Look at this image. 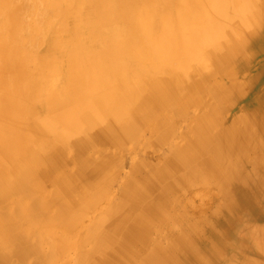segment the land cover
<instances>
[{
    "label": "rangeland",
    "instance_id": "rangeland-1",
    "mask_svg": "<svg viewBox=\"0 0 264 264\" xmlns=\"http://www.w3.org/2000/svg\"><path fill=\"white\" fill-rule=\"evenodd\" d=\"M42 1L40 3H43L47 11L45 16L48 25L46 28L37 25L39 29L36 27L34 31L32 30V34L28 30L27 41L22 46V54L24 53L27 56L26 59L31 61L28 63L30 71L27 75L38 79L36 80L38 85L45 81L47 83V79L55 70V63L52 65L43 62L42 57L39 56L40 52L46 51L53 43L54 33L57 30L69 31L72 26L69 24L71 18H67V25L61 23L63 13L51 7L45 0ZM187 1L190 2L189 5L185 4V8H179L182 11L181 14L177 11L165 10L169 15L165 13L157 15L154 25L156 31L160 28L161 32L167 34L165 37L171 43L181 38L179 34L182 38L186 37L188 32H192L188 29L195 28V34L201 37L199 44L185 55L169 56L170 60L164 63L166 64L165 72L149 70V72L136 71L128 72V74L133 75L131 85L140 89L143 85V77L151 79L157 73L156 75H161L158 78L160 79L168 72L176 70L178 75L180 74V77H177L180 81L174 82L175 84L171 83L170 86L174 87L179 84L180 91L187 92L185 87H191L194 81L199 80L200 77L196 76L199 73L202 77L199 82L201 88L197 89L195 94L202 105L192 103L186 113L182 114L177 109L179 105L170 102L162 109L166 115L163 125L159 124L163 120L155 121L147 124L145 130L139 133L138 138L122 139L120 131L126 123L115 121L113 114H123L127 117L129 114L127 109L119 110L120 106L115 103L112 111L107 110L112 113L110 115L103 109L99 111L95 106L96 100H90L88 96L91 93L89 90L101 96L100 84L112 85V87L122 85L127 89L123 84L125 78L123 79L119 72L114 70L116 69L115 63H111V70L114 72L111 74L113 77L110 83L102 81L96 85L92 81H83L80 84L76 82L72 84L75 90L67 86L66 128L58 124L59 120L48 119L46 107H40L38 114L32 120L44 125L45 131L41 130L43 134L47 136L49 133V136L58 138H55L52 145L47 147L41 146L39 141L30 139L23 151L32 150L37 158L29 167L26 179L28 184L19 193L18 197L21 201L16 195H11L7 203L0 200V214L3 216H10L12 207L25 204L36 207V210L40 208V218L30 221L23 220L22 226L17 227L22 233L18 239H13L8 243L9 249L5 248L6 244L2 245L0 242V264H148L147 262L150 263L149 260H151L148 258L157 257V254L151 257V251L157 249V246L161 251L167 249L170 257L173 254V257L180 256L185 261L189 259L187 257L188 248H184L187 244L185 241H190L192 238L196 246L197 244L198 247L200 246L199 256L194 257L196 264L198 262L208 264L213 260L212 264H264V240H260L262 239L260 235L264 237V220L243 221L246 213L250 214L251 208L256 214L260 213V209L264 208V201L263 206H260L253 198H248L249 200L232 215L231 224L223 222L217 224L222 235L218 236L216 233L218 238L216 234L215 237L211 235L212 238H210L211 225L218 221L219 210L217 209H223L227 205L226 194L229 191L227 190L226 193L217 181L209 180L205 183L201 173L195 175L192 172L194 166L205 162L206 160H203L210 157L208 155L213 146L203 142L205 145L201 144L203 148L201 151L197 150L195 154L191 153L189 146V143L193 142L190 140L192 137L190 130L196 127L197 116L206 114L209 109L212 112L216 107L217 113L209 116L210 112L203 117L222 121L219 127L215 123L210 127L216 144L225 141L230 125L236 126L234 128L241 131H238L240 138L245 139L242 143L247 147L249 154L244 155L239 152L235 156L232 154L231 161L240 169L239 173L245 171L248 173L247 170L250 169L253 170L254 177L257 176L260 181L261 176L264 178V167L261 172L257 168L264 162L260 159L258 160L260 165L254 164V158H260V152L255 153L252 147L259 143L256 139L253 140L250 134L251 131H258L260 143L264 148V123L261 122L264 119V111L260 112L255 109L258 102H263L264 107V0H202L203 2L195 0L198 2L197 7L191 0ZM36 2L38 1H34L33 4L35 5ZM161 2L164 5L171 3L170 0H161ZM74 4L75 9L82 6ZM19 7L17 3L8 5L0 0V37L5 41L3 45L5 49L0 53V58L13 54L12 34H10L13 32H10L11 25L8 20L11 18V13L17 12ZM220 7L224 13L219 11ZM51 8L54 11L51 12ZM185 9H189L191 14L189 15ZM202 20L208 21L205 22V29L195 25L196 22ZM169 24L172 28H169ZM33 25L36 24L33 23ZM39 30L45 35L43 33L40 34L43 36L38 35ZM174 30L178 31L177 34L168 36ZM33 33L37 35L34 36ZM143 34V31L139 30V35ZM156 35L157 32L153 41ZM82 37L71 39L69 42L71 47L82 49L84 42L81 41ZM35 38H37L36 41ZM42 38H44L43 41ZM36 42L38 44H35ZM243 42L249 46L244 48L247 44L244 45ZM245 57L249 62L243 64L242 60ZM139 64L141 63H135L133 66ZM140 66H142L141 69L147 68L144 64ZM91 70L94 71V69ZM149 74L151 77L147 76ZM137 77L139 79L136 81ZM234 78H237L238 83L244 85L245 88L239 94L231 88V83L236 81ZM148 84V88L157 94L155 89L158 85ZM147 86L142 88L146 87L145 92L139 94V98L142 97L141 94L147 92ZM44 88L49 87L44 86ZM166 93L171 94L172 91ZM117 94H122L120 96L122 98L125 97L121 92ZM139 101L138 99L137 102ZM255 101H258L257 105L252 106L251 102ZM124 106L129 107L125 104ZM72 107L83 108L74 115L70 111ZM114 107H118V111L116 108L114 110ZM241 118H247V120L242 121ZM247 121L248 125L245 124ZM31 128L34 129V126ZM89 129L93 131L87 132ZM157 130L163 133L164 139L161 141L155 140L158 137ZM193 131L195 132V128ZM85 139L91 141L88 146L81 145ZM228 149L232 150V148ZM171 158H173V163L168 166L167 161ZM154 160H157L156 167L163 171L162 181L157 182L144 198L132 197L128 193V186L131 183L137 184V179L145 184L143 178L147 179L148 175L153 173V171L149 172L151 167L147 165V162ZM102 165L105 168L104 171L101 168ZM190 175L198 179H191ZM233 178L236 177L233 176ZM251 186H253L251 189L255 191L260 189L258 180L255 185L251 184ZM165 193H168L167 199ZM153 198L166 199V207L161 209L159 207L151 218L141 221L147 231L140 228L143 231L140 233L142 234L140 240L129 238L126 227L131 224L134 227V220L144 217L140 215L143 207ZM126 199L129 200L128 206L124 205ZM246 229L247 234H245ZM252 229L255 231V236L252 235ZM240 233L243 235L239 236ZM248 234L253 237L246 238ZM249 245L252 246L253 251L248 249L251 248ZM213 257L216 258L213 259ZM200 258L202 261L204 259V263Z\"/></svg>",
    "mask_w": 264,
    "mask_h": 264
},
{
    "label": "bare ground",
    "instance_id": "bare-ground-1",
    "mask_svg": "<svg viewBox=\"0 0 264 264\" xmlns=\"http://www.w3.org/2000/svg\"><path fill=\"white\" fill-rule=\"evenodd\" d=\"M3 1L8 5L17 3V5H20V7L18 8L17 12L11 13V18H9L8 20L9 24L11 25L10 32H13L10 33L12 34L11 43L13 46V54L11 53L4 58H0V200L7 203L11 198V195H16V197H18L22 188H24L26 184H28L26 179L29 167L32 166L35 158H37L36 153L32 152V150H27L26 152L23 151V148L27 146V143L30 141V139L37 142L39 141V144H41V146L47 147L58 138L49 136V133L47 136L43 134L41 130L43 129L45 131L44 125L32 120L33 117L38 114L40 107H46V110L48 112L46 115L48 119H51L52 121L57 119L59 120V125L64 128L67 127V86L69 87V89H73L72 84L76 82H79L80 84L83 81H92V83L96 85L100 84L102 81H107L108 83H110V80L113 77L111 74L114 72V70L118 71L120 76H122L123 79L125 78L123 80V84L126 85L127 89L123 88L122 85H116L112 87V85L100 84V92H102L101 96L96 95L97 93L93 90H89L91 93L88 96L90 100H96L95 106L99 111L101 109L105 111H112L113 105L115 103L120 106H118L119 110L127 109L126 111L129 112L127 117L123 114H113L115 116V121L126 123L121 127L120 138L122 139L138 138L141 130H145V126L147 124L153 123L155 121L161 122L163 120L162 123H159L160 125H163L166 115L162 109L164 105H168L170 102L177 103L179 105L177 109L182 114L186 113L188 107L192 103H201V101L198 100L199 97L195 94L197 89L201 88L199 82L202 77L199 73L196 76H199L200 79H197L196 81H194V79L191 80V83L194 81L191 84V87H185L187 89V92H181L179 89V84L174 87L173 85L170 86L171 83L180 81L177 79V77H180V74L178 75V71L176 70L168 72V74L160 79L158 78L161 75H156L157 73H155L154 77H151L150 74L147 75L148 77H151V79L143 77V85L140 86V89H137L136 87L131 85L130 81L133 80V75L129 76L128 74V72L139 71L141 73V71L149 72V70L152 72H165L164 69L166 67V64L164 63H167L168 60H170L168 59L169 56H172L173 54L175 56H179V54L185 55L188 53V51H191L192 48H195V45L199 44V40H201V37L195 34V28H189L188 31L192 32H188V36L186 37L182 38V35L179 34L182 38L181 41H179L181 39L180 38L179 40L171 43L165 37L167 36V34H165V32H161L160 28L156 31V27L154 25V22L157 19V15H161L162 13L169 15V13L165 12V10H169L171 12L177 11L178 14L179 12L181 14L182 11L179 10V8H185V4L189 5L190 2L188 3L187 0H170L171 3L169 5H164L161 0H45L51 7L56 8L63 13L61 23L67 25V20L71 18L69 19V24L72 26L69 31L57 30V32L54 33L53 43L50 44L49 48L47 47L48 49L46 48V51L40 52L39 56L42 57L43 62L48 64L55 63V70L50 75L49 79H47V83L45 81L41 83V85L37 84L38 82L36 80L38 79H35L34 76L27 75V72L30 71V68L28 69V63H30L31 61L26 59L27 56L24 53L22 54V46L24 45V42L27 41L28 30H30L29 32H31L30 34H32L34 29L36 27L38 28V26H41V28H46V26L48 25L46 20L47 18L45 16L47 14V11H45L43 3H40L41 0H37L40 4L36 2V7L33 4L36 0ZM203 1L201 0V2ZM191 2H194V5L197 7L196 3H198L199 0L198 2H196L195 0H191ZM74 3L80 4L82 6L79 9H75ZM188 5L186 7H188ZM165 6L167 8H165ZM50 10L52 12L53 9L51 8ZM185 10L189 15L191 14L189 9ZM219 11L224 13L221 7ZM177 17L179 18V16ZM205 22L208 21H198V23L196 22L195 25L199 26L202 29H205ZM33 23H35L36 25H33ZM169 28H172V26L170 27V24ZM139 30L143 31L144 34L139 35ZM156 32L157 35L155 41H153ZM177 32V30H174V32L168 34V36L175 33L177 34ZM34 33V36L37 35ZM42 33L43 31H40L38 35ZM43 35L45 34L43 33ZM78 36H83L81 41H84L82 43L83 47L80 50L71 47L69 43L71 39L74 40ZM37 38H35V41L37 40ZM43 40L44 38H42V41ZM245 42H243L244 45L247 44ZM43 43L44 42H42V44ZM4 44L5 41L1 40L0 37V53H2L5 49V47L3 46ZM35 44L38 43L36 42ZM248 46L249 45L247 44L246 46H244V48H247ZM37 49H39V47ZM248 62L249 60L246 57L242 60L243 64ZM111 63H115L116 69L111 70ZM135 63L141 64L133 66V64ZM143 64L147 67L146 69H141L142 66L140 65ZM148 66L151 68H149ZM91 69H94V71H92ZM89 70L91 72H89ZM217 77L219 76L217 75ZM138 79L139 77L135 78L136 81ZM234 79L236 81L231 83V88H234L239 94L243 92L245 88L244 85L238 83L237 78ZM148 83L152 85H158V88L155 89L157 94L154 90H150L148 88ZM145 85L147 86V92L145 94H141L142 97L139 98V94L141 92H145L146 87L145 89H142ZM44 86H48L49 88L46 89L44 88ZM73 90H75V88ZM168 91H172V93L167 94L166 92ZM118 92L123 93L125 97H120L122 94H117ZM138 99L140 100L139 102H137ZM257 102L258 101L251 102L252 106L257 105ZM124 104L129 107H125ZM200 105H202V103ZM262 105L263 102H258V105L255 109L263 112L264 107ZM118 107H114V110L115 108L117 110ZM82 108L83 107H72L70 111H72L73 114L76 115V112L78 110H81ZM210 112L211 109H209V112H207L206 114H198L199 116H197V119L195 121L196 127H193V129L195 128V132L193 131V129L192 131L189 129L192 136L190 140L193 141L189 143V146L191 148L192 154H195L197 150L201 151V148H203L201 144L205 145L204 143H206L207 145L210 144L213 146V148L209 152L210 155H208L210 157L207 159L203 158V161H206L202 163L200 162L197 166H194L192 172H194L195 175H199L201 173L203 175L205 183L209 182V180H214L217 181L218 184L223 186L226 193L227 190L229 191L228 194H226L227 205L225 207L223 206V209H217L219 210L218 221L215 222L214 220L215 223L211 225V228L209 230L210 238H212L211 235L215 237L216 233L218 234V236L222 235L217 224L222 222L231 224V221L233 222L232 215L235 214V212H237L236 210L238 208H241V205H243L250 198H253L256 203H258L260 206H263L264 178L263 176H261L260 181L257 176L254 177V172L250 169L247 170L248 173L246 171L243 173L238 172V170L240 169L231 161V158H233L231 155L234 154L235 156L238 152L244 155L249 154L247 147H245L242 143L245 142V139L240 138V135L238 133L239 130L237 131L234 128L236 126L230 125L228 136L226 135L225 141L221 142L220 144H216L215 138H213V135L211 134L212 130L210 129V127L213 123H215V125L219 127L220 124H222V121L218 122L213 118H203L206 117ZM212 113H217L216 107L212 110L209 116ZM68 114L69 116H71L70 113ZM108 114L111 115L112 113L108 112ZM241 120L246 121L247 118H241ZM261 122L264 123V119ZM245 124L248 125V121L245 122ZM31 125L34 126V129L31 128ZM91 130L92 129H89V131L87 132H91ZM94 132L96 131L94 130ZM157 132L158 137L155 140H163V133L159 130H157ZM257 132L251 131L250 134L251 138L253 140L256 139V141L259 143V145L254 144L252 148L255 153L260 152V158H254V164L260 165V163H258V160L261 159L264 162V148L260 143L259 135ZM195 137L196 139H194ZM60 138L63 139L62 137ZM90 142L91 141H89V139H85L84 141H82L81 145L88 146ZM228 148H232V150ZM34 155L36 156L33 157ZM157 155L159 154L157 153ZM172 159L173 158H171L169 161L166 160L168 166L173 163ZM156 163L157 160L147 162V165L149 164V167H151V170L149 172L153 171V173L148 175L147 179L143 178L146 186L144 187L145 184L137 179V184L133 185L131 183V185L128 186L127 190L129 191V195L136 199H142L147 194H149V192L152 190V187L155 186L157 182L162 181L164 174L163 171L156 167ZM263 167L264 163L263 165L261 164L259 167H257L259 168V172L263 171ZM101 168L102 170L105 169L103 168V165L101 166ZM233 176H235L236 178H233ZM190 177L191 179L197 178L196 176L191 175ZM257 180L258 184L260 185V189L258 191H255L251 189L253 187L251 186V184L255 185ZM174 183H176V181ZM249 186L251 187L247 189V187ZM33 188L35 189V187ZM167 194L165 193V198ZM18 198L21 201V198ZM166 199L163 200L153 198L145 203L140 214L144 215V217L142 219L134 218L135 226L132 227L131 224L129 227H126V233L129 234V238L136 240L141 239L140 235L142 234L140 233L143 232L141 229L144 228V230L147 231V229H145V226L142 225L143 222L141 221L146 218H151L152 214L155 213L159 207L160 209L164 206L166 207ZM128 202L129 200L126 199L124 205L128 206ZM11 209L12 212L10 216H3L2 214H0V242L2 243V245L6 244V249H9L8 243L13 239H18L19 235L22 233V231H20L17 227H21L24 221H30L32 219L38 220L41 213L40 208L39 210H36V207L25 204H23V206L19 205L12 207ZM263 209L264 208L262 207V209H260V213L256 214L254 212V209L251 208V211H249L250 214L246 213V215L244 216L245 219L243 221L250 222L256 219L264 220ZM245 232H243V234ZM254 232L255 231L252 232V235L254 234ZM203 233L204 232L202 231V234ZM247 233L248 231L245 234ZM243 234L240 233L239 236ZM258 234H256V236H259ZM252 235L248 234V237H246V235H244V237L250 238L249 236L253 237ZM260 237H262V239L260 240H264L263 236L260 235ZM192 239H190V241L186 240L185 242L187 244L185 245V242H182L184 248H188L190 254L187 251L185 252L188 253L187 257L189 259H185L184 261L182 260V258H180V256L173 257V254L170 257V252H167V249L161 251V249H159L157 246V249L151 251V257L155 254H157V257L154 256L153 258H148L151 260H149L150 263H147L196 264V262L194 261V257L196 255L199 256L200 246L198 247V244L196 246V242ZM225 240L226 239H224V241ZM241 240L243 241V239ZM251 245H249L251 248H247L252 250ZM258 245L260 247L259 243ZM234 252L236 253V251ZM208 256L210 255L208 254ZM179 258L181 259V261L179 260ZM214 258L216 257H213V259ZM200 260L202 263H204V259L202 261V259L200 258ZM212 263H214V260Z\"/></svg>",
    "mask_w": 264,
    "mask_h": 264
}]
</instances>
